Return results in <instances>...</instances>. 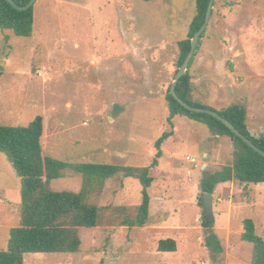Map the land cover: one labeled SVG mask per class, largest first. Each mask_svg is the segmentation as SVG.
<instances>
[{
  "label": "rangeland",
  "instance_id": "rangeland-1",
  "mask_svg": "<svg viewBox=\"0 0 264 264\" xmlns=\"http://www.w3.org/2000/svg\"><path fill=\"white\" fill-rule=\"evenodd\" d=\"M196 1L38 0L32 37L0 31V125L26 127L41 116L44 156L68 164L151 166L156 141L171 131L166 96ZM213 12L189 69L193 101L217 113L243 104L251 134L264 135V0H216ZM173 125L151 173L145 227L125 226L137 216L142 186L119 176L89 195L100 220L79 230V253L28 254L25 264H252L253 244L241 236L250 221L264 240V184L216 186L213 228L223 251L213 252L201 186L232 166L234 146L200 122L175 117ZM51 189L79 193L83 177L69 168ZM20 210L21 182L0 154V251ZM228 213L231 228L221 229ZM166 239L177 242L175 253L158 252Z\"/></svg>",
  "mask_w": 264,
  "mask_h": 264
},
{
  "label": "trees",
  "instance_id": "trees-1",
  "mask_svg": "<svg viewBox=\"0 0 264 264\" xmlns=\"http://www.w3.org/2000/svg\"><path fill=\"white\" fill-rule=\"evenodd\" d=\"M13 1L22 7L29 4L31 0ZM209 3L210 0L196 1V14L190 24L187 38L178 43L180 51L177 62L178 69L190 53L192 39L205 23ZM34 23V7L26 11H17L7 0H0V31H12L17 37L30 38L33 36ZM206 32L207 30L199 40L189 69L201 48L202 39ZM189 69L178 82L176 93L187 104L193 107L206 108L193 101L192 76ZM2 76L3 69L0 68V79ZM166 99L170 113L168 124L171 131L165 132L156 141L155 160L151 166L146 168L104 164H68L51 157H45L42 147L44 121L41 116H37L26 127L0 125V154L6 156L21 182L20 226L11 230L8 250L0 251V264H25V258L28 254L79 253L82 246L79 230L97 228L100 220V209L97 205L90 203L89 195L96 188L102 191L108 180L119 176L135 178L142 186V202L137 210V216L134 220L127 221L125 226L129 228L145 227L150 215L151 197L149 189L155 181L151 173L152 170L159 167V160L163 157L162 146L174 134L173 119L175 117H185L200 122L209 129L213 137H227L233 143L232 166L208 174L207 181L201 186L203 193L214 195L217 185L232 182L235 179L246 185L264 184L263 155L253 150L213 116L194 113L184 108L175 100L170 88ZM218 113L264 151V135L252 136L247 127L248 109L245 105L232 104ZM69 168L83 177L82 191L79 193L53 191L51 183L63 178L64 172ZM199 203L203 206L202 202ZM202 227L209 235L207 247L215 253L222 252V247L215 239L217 237L213 225L206 215H204ZM243 228L242 240L253 244L252 264H264V240L256 235L252 222L246 221ZM176 251L177 242L175 240L159 241L158 252L175 253Z\"/></svg>",
  "mask_w": 264,
  "mask_h": 264
},
{
  "label": "water",
  "instance_id": "water-1",
  "mask_svg": "<svg viewBox=\"0 0 264 264\" xmlns=\"http://www.w3.org/2000/svg\"><path fill=\"white\" fill-rule=\"evenodd\" d=\"M37 1L38 0H31L29 2V4L21 7V6L16 5L13 0H7V2L17 11H26V10L34 7L35 4L37 3ZM215 1L216 0H210L208 11L206 14L205 23L203 24V26L199 29V31L195 34L194 38L192 39L190 53L187 56V58L185 59L183 65L178 69L176 76L174 78V82L171 85L170 91H171V94L173 95V97L175 98V100L177 102H179L184 108H186L187 110L194 112V113H200V114H206V115L213 116L214 118H216L217 120L222 122L229 130H231L232 133H234L236 136L241 138L253 150H255L256 152H258L264 156L263 150H261L255 144H253L249 140V138L244 136L239 130H237L234 127V125L231 122H229L227 119L222 117L219 113H217L211 109H208V108L193 107V106L187 104L186 102H184L180 97H178V95L176 93L177 84L186 75V73L190 67L191 61L194 58V54H195V51L197 49L199 40H200L202 34L207 30V28L209 26V23L211 21L212 15H213ZM251 135L254 136L253 134H251ZM201 201L203 204L204 214L211 221L212 225H214L215 224V216H214V210H213V195L208 194V193H203Z\"/></svg>",
  "mask_w": 264,
  "mask_h": 264
},
{
  "label": "crops",
  "instance_id": "crops-1",
  "mask_svg": "<svg viewBox=\"0 0 264 264\" xmlns=\"http://www.w3.org/2000/svg\"><path fill=\"white\" fill-rule=\"evenodd\" d=\"M213 137V136H212ZM213 139L214 140H216V139H218V138H215V137H213ZM207 154H204V156H206ZM229 183L230 182H228V183H222V184H219L218 185V189L220 188V187H223L225 184H228L229 185ZM246 185V184H245ZM245 187H249V185H246ZM218 189H217V191H218ZM232 202V201H231ZM226 218H223V223L224 222H226V226H224V227H221V229H227V230H230V228H231V226H230V224H231V219H232V213L230 214V213H228V215H227V220H225ZM217 229H220V228H215V230H217ZM242 232H244V231H242ZM243 234V233H242Z\"/></svg>",
  "mask_w": 264,
  "mask_h": 264
},
{
  "label": "built area",
  "instance_id": "built-area-1",
  "mask_svg": "<svg viewBox=\"0 0 264 264\" xmlns=\"http://www.w3.org/2000/svg\"><path fill=\"white\" fill-rule=\"evenodd\" d=\"M193 162H195V160H192Z\"/></svg>",
  "mask_w": 264,
  "mask_h": 264
}]
</instances>
